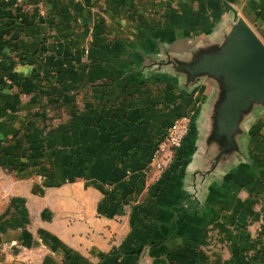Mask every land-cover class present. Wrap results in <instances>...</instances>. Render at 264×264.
Masks as SVG:
<instances>
[{"label": "crops", "instance_id": "1", "mask_svg": "<svg viewBox=\"0 0 264 264\" xmlns=\"http://www.w3.org/2000/svg\"><path fill=\"white\" fill-rule=\"evenodd\" d=\"M239 18L264 43V0H0V264H264V112L206 173L215 83L152 65Z\"/></svg>", "mask_w": 264, "mask_h": 264}, {"label": "water", "instance_id": "2", "mask_svg": "<svg viewBox=\"0 0 264 264\" xmlns=\"http://www.w3.org/2000/svg\"><path fill=\"white\" fill-rule=\"evenodd\" d=\"M186 51L181 57L165 52L152 65L179 74L186 87L203 79L215 83L204 133L213 156L206 170L210 173L234 163L236 155L242 154L247 122L256 112H264V43L239 18L222 37L194 44Z\"/></svg>", "mask_w": 264, "mask_h": 264}, {"label": "built area", "instance_id": "3", "mask_svg": "<svg viewBox=\"0 0 264 264\" xmlns=\"http://www.w3.org/2000/svg\"><path fill=\"white\" fill-rule=\"evenodd\" d=\"M190 121L187 117H177L159 138L150 160L151 167L163 171L178 157L189 135Z\"/></svg>", "mask_w": 264, "mask_h": 264}]
</instances>
